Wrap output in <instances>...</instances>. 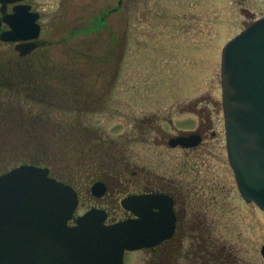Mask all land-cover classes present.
<instances>
[{
    "label": "rangeland",
    "instance_id": "obj_1",
    "mask_svg": "<svg viewBox=\"0 0 264 264\" xmlns=\"http://www.w3.org/2000/svg\"><path fill=\"white\" fill-rule=\"evenodd\" d=\"M41 1L50 4L54 16L51 61L57 91L63 92V84L75 85L67 95L95 108L66 111L59 106L63 100L56 99L53 111L41 95L15 96L9 114L40 115L47 122L55 114L57 134L51 135L52 124L49 130L41 123L45 137L37 142L4 121L0 174L35 155H50L53 171L63 179L69 171L114 174L120 167L129 177H137L136 171L181 181V191L194 205L210 203L215 235L232 248L229 264H264V211L238 190L226 149L221 93L223 48L264 16V0ZM77 123L88 129L87 138L75 135L82 132ZM69 126L72 135H66ZM198 127L208 130L197 148L155 142ZM114 193L101 202H111ZM82 200L84 206L86 197ZM192 240L185 239V249ZM150 257L145 250L128 252L125 264H149Z\"/></svg>",
    "mask_w": 264,
    "mask_h": 264
},
{
    "label": "water",
    "instance_id": "obj_2",
    "mask_svg": "<svg viewBox=\"0 0 264 264\" xmlns=\"http://www.w3.org/2000/svg\"><path fill=\"white\" fill-rule=\"evenodd\" d=\"M221 75L230 164L243 197L264 209V16L225 45ZM78 201L46 168L23 165L0 175V264H124L126 250L155 243L144 197L123 201L139 219L106 224L107 212L93 208L70 225Z\"/></svg>",
    "mask_w": 264,
    "mask_h": 264
},
{
    "label": "flooded vegetation",
    "instance_id": "obj_3",
    "mask_svg": "<svg viewBox=\"0 0 264 264\" xmlns=\"http://www.w3.org/2000/svg\"><path fill=\"white\" fill-rule=\"evenodd\" d=\"M49 7L48 2L42 3L41 0H0V143L1 138L5 136L4 121L6 124L8 122L9 125H12L13 128L20 126L22 135L25 133L37 142L39 141L38 137L42 139L45 137L44 131L39 129L41 123H47L49 130L52 124L51 135L53 134L55 137L57 134L55 114L50 116L51 122L48 120V123L40 115L27 119L8 113V104L13 106L14 97H19V95L23 97V91L31 99H39L41 95L53 111L57 106L56 99L63 100L59 106L66 111L73 109L94 110L95 108L89 101L73 100L70 94L67 95L69 90L77 87L75 85L68 86L70 88L68 89L67 85L63 84V92L57 91L59 86L53 80L56 77V71L51 61L55 47L54 16L48 11ZM40 62L47 63H42L40 66ZM65 124L68 126L66 121ZM76 125H78L77 129L82 132L75 135L80 137L83 135L84 138L90 135L88 129L81 123ZM72 129L69 126L66 135H72ZM179 130L177 134L163 135L160 139L157 137L155 142L166 144L169 148L194 149L203 143L205 132L208 129L198 127ZM179 137H190V139L186 144L173 145L172 140H178ZM0 150H2L1 145ZM44 156V158H40L35 155L30 160L20 162L9 170L5 169L1 174L22 165L46 168L50 176L70 184L77 190L79 194L78 209L83 207V212H85L93 207L105 208L108 212V223L136 218L137 215L132 210L122 205V200L127 196L144 195L147 233L150 236L154 235L155 239L165 236L154 244L141 249L151 256L149 264H179L185 260L192 264L231 263L229 259L232 256V248L218 240L215 235L214 219L209 217L210 203L194 205L181 191L183 182L180 181L178 184L167 182L160 175L157 177L149 174L138 176L136 171H132V173L137 177H129V174L120 167L115 168L114 174L116 175L106 171L102 172V169L96 170L94 173L80 170V173L74 174L69 171L63 179L52 169L55 165L53 157ZM4 164L5 161L0 157V167ZM101 186L106 191L103 194H98ZM120 187L122 189H119ZM79 188H83L86 192L82 195ZM112 189L115 193L111 202L102 203L101 201L106 198V195H110ZM85 197L86 206H83L82 199ZM205 205L207 207L202 208ZM83 212L78 211L77 216ZM71 223H76V217ZM188 237L193 240L185 249V239ZM263 245L264 243L261 244L260 251Z\"/></svg>",
    "mask_w": 264,
    "mask_h": 264
}]
</instances>
